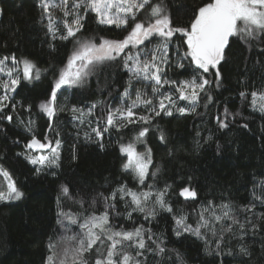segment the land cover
I'll return each mask as SVG.
<instances>
[{
  "label": "snow or ice",
  "instance_id": "snow-or-ice-1",
  "mask_svg": "<svg viewBox=\"0 0 264 264\" xmlns=\"http://www.w3.org/2000/svg\"><path fill=\"white\" fill-rule=\"evenodd\" d=\"M39 7L41 22L47 21L44 27L52 41L49 46L55 50V42L60 41L71 43L72 48L66 63L54 77L49 98L38 106L49 120L43 139L35 134L32 127L35 121H20L31 134L26 150L37 153L26 154L25 158L37 166V174L46 168H59L63 142L55 120L60 113L68 112L76 122L78 134L82 132L85 141L97 142L101 148L105 134L111 130L132 132V139L127 143L123 142V136L120 137L118 147L124 158L121 171L136 181V186L121 183L107 196L100 193L99 201L93 198L90 202L82 197L74 199L69 187L61 185L57 196V224L62 235L55 241L50 238L44 264H162L167 252L175 250L167 249L164 235L138 222L137 215L151 223L161 213L170 214L173 233L176 236L189 234L202 240L208 254H221L222 245L226 244L225 236L236 237L235 229L239 230L242 240L248 230L237 212H251L255 203L236 206L231 201L216 204L208 200L193 209L191 216L184 208H175L169 198L172 185L165 184L161 188L154 182L159 168L152 170L153 151L147 137L155 130L158 139L166 143L164 131L154 123L156 118L174 114L184 116L196 113L200 106L207 108L213 99L209 89L213 83L220 86L218 66L230 44L239 41L251 46L253 41H264V0H205L192 9L186 25L174 24L164 0H40ZM89 18L98 26L127 34L123 38L88 36L85 24ZM114 64L127 73L117 104L96 100L85 108L58 103V93L63 95L62 89L84 87L99 69ZM186 66L192 69L189 78L181 80L168 75L173 68L182 70ZM46 72L47 69L38 67L26 57L18 58L15 54L0 57V119L13 121V115L5 109L11 104V111L16 112L13 94L17 93L21 82L38 81ZM211 76L215 81L209 78ZM239 95L247 99L249 93L241 91ZM250 96L253 110L264 115V89L254 90ZM180 101L185 104L181 105ZM25 111L30 112L31 106ZM228 115L225 108V119L217 117L220 127L227 126ZM137 145H143V149L138 150ZM0 177H3L0 202L18 201L24 196L9 171L0 167ZM149 178L152 183L147 182ZM254 188H259L260 192H253V200L264 205V179ZM179 196L185 201H196L198 192L184 186ZM65 199L78 208L66 210L63 207ZM117 200L123 202L124 213L116 210ZM98 203L103 205L100 211H97ZM116 217L132 222L133 227L118 225L114 222ZM245 219L252 223L249 217ZM251 230L257 231L258 225L253 224ZM239 252L250 255L244 245L239 247ZM227 254L231 255V251ZM177 257L183 264L179 253Z\"/></svg>",
  "mask_w": 264,
  "mask_h": 264
},
{
  "label": "trees",
  "instance_id": "trees-1",
  "mask_svg": "<svg viewBox=\"0 0 264 264\" xmlns=\"http://www.w3.org/2000/svg\"><path fill=\"white\" fill-rule=\"evenodd\" d=\"M164 2L174 24L186 25L192 9L205 0ZM39 3L40 0H0V57L15 54L47 69L38 81H22L17 93L13 94L16 112L11 111V104L5 109L13 115V121L0 119V167L9 171L24 193L17 202H0V264H44L50 238L55 241L62 235L57 224V196L61 185L69 187L74 199L82 197L86 202L93 198L99 201L100 193L107 196L121 183L136 186L133 177L121 171L124 158L118 147L120 137L123 136V142L127 143L132 139V132L111 130L105 134L101 148L97 142L85 141L82 132L78 134L76 122L68 112L60 113L55 120L63 142L59 168H46L37 174V166L25 158L26 154L37 153L26 150L31 134L20 121H35L32 125L35 134L43 139L49 120L38 106L49 98L54 77L66 63L72 48L71 43L60 41L55 42V50L49 46L52 41L44 27L47 21L41 22ZM85 34L98 39L100 36L123 38L127 33L98 26L89 18ZM261 49H264V41H253L251 46L239 41L231 43L218 66L220 86L213 83L209 89L213 99L207 108L200 106L196 113L184 116L174 114L156 118L154 123L164 131L166 143L158 139L157 131L148 134L147 143L153 151L152 170L159 168L154 182L161 188L165 184L172 185L169 198L175 208L182 207L191 216L193 209L208 200L216 204L231 201L236 206L256 205L251 212H237L240 221L245 223L247 234L242 240L238 229H235L236 237L226 235V244L222 245L219 255L208 254L204 242L195 236H176L172 231L174 222L168 213H161L151 223L144 221L142 216H135L155 233H162L166 248L175 250L167 252L162 264H180L177 253L183 258V264H264V218H260L264 216V205L253 200V192H260L254 185L264 179V115L254 111L250 103V93L264 89V51ZM191 71L187 66L182 70L173 68L168 75L183 80L189 78ZM209 78L215 81L214 76ZM126 80L127 73L115 64L102 67L97 75L88 78L84 87L62 89L63 95L58 93V103L85 108L96 100L117 104ZM148 91L150 93V89ZM241 91L249 93L247 99L240 97ZM179 103L185 104L184 101ZM203 103L202 100L201 105ZM29 106L31 111H25ZM225 108L229 115L225 120L227 126L222 128L217 117L225 119ZM137 147L143 149V145ZM147 182L153 181L149 178ZM0 184H3L1 178ZM184 186L197 190L196 201H185L179 196ZM63 207L75 211L78 205L65 199ZM102 208L98 203L97 211ZM116 210L124 213L123 202L116 201ZM246 217L251 219V224L246 222ZM114 222L126 228L133 227L132 222L121 217H116ZM253 224L258 225L255 232L251 230ZM241 245L248 248L250 255L240 254ZM212 247H215L214 242ZM229 250L231 255L227 254Z\"/></svg>",
  "mask_w": 264,
  "mask_h": 264
},
{
  "label": "rangeland",
  "instance_id": "rangeland-1",
  "mask_svg": "<svg viewBox=\"0 0 264 264\" xmlns=\"http://www.w3.org/2000/svg\"><path fill=\"white\" fill-rule=\"evenodd\" d=\"M1 179H2V181H3V177H0ZM19 201V200H18ZM12 202H17V201H12Z\"/></svg>",
  "mask_w": 264,
  "mask_h": 264
},
{
  "label": "water",
  "instance_id": "water-1",
  "mask_svg": "<svg viewBox=\"0 0 264 264\" xmlns=\"http://www.w3.org/2000/svg\"><path fill=\"white\" fill-rule=\"evenodd\" d=\"M227 49H228V48H227ZM227 49L225 50V53H226ZM222 62H223V60L221 61V63H222ZM221 63H220V64H221Z\"/></svg>",
  "mask_w": 264,
  "mask_h": 264
}]
</instances>
